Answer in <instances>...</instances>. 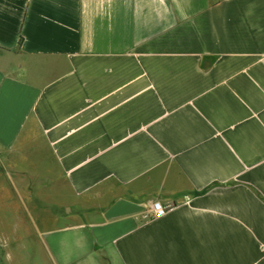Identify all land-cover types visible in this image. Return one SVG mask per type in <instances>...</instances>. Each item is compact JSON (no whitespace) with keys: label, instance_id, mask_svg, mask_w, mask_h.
<instances>
[{"label":"crops","instance_id":"crops-1","mask_svg":"<svg viewBox=\"0 0 264 264\" xmlns=\"http://www.w3.org/2000/svg\"><path fill=\"white\" fill-rule=\"evenodd\" d=\"M0 180V264H264V0H0Z\"/></svg>","mask_w":264,"mask_h":264},{"label":"rangeland","instance_id":"rangeland-1","mask_svg":"<svg viewBox=\"0 0 264 264\" xmlns=\"http://www.w3.org/2000/svg\"><path fill=\"white\" fill-rule=\"evenodd\" d=\"M2 185V180H0V186ZM6 194L0 193V238L4 241L5 237L14 238V216L16 212L24 213L25 206L22 204H18L14 206V204L10 203V196L8 195V191H5ZM36 201L40 200L39 196H37ZM33 201V200H32ZM35 201V200H34ZM32 202L31 205H27V209L31 211L33 216H44L46 214V205L41 204L39 201L37 203ZM11 205V206H10ZM25 213L28 214V211L25 209ZM26 229L21 231L22 237L26 234ZM21 234H18L20 236ZM6 239V238H5ZM14 253V252H13ZM16 253V254H15ZM13 255L19 256L21 253L15 252ZM15 260V257H14ZM1 261L3 262L2 258ZM16 263L20 262V257H16Z\"/></svg>","mask_w":264,"mask_h":264},{"label":"built area","instance_id":"built-area-1","mask_svg":"<svg viewBox=\"0 0 264 264\" xmlns=\"http://www.w3.org/2000/svg\"><path fill=\"white\" fill-rule=\"evenodd\" d=\"M167 213V209L160 203L154 202L152 205V217L153 218H161L165 216Z\"/></svg>","mask_w":264,"mask_h":264}]
</instances>
